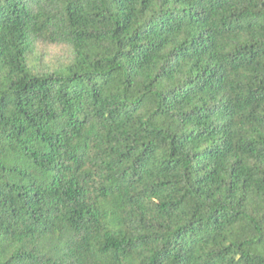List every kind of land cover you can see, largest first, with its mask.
I'll use <instances>...</instances> for the list:
<instances>
[{
    "label": "trees",
    "instance_id": "obj_1",
    "mask_svg": "<svg viewBox=\"0 0 264 264\" xmlns=\"http://www.w3.org/2000/svg\"><path fill=\"white\" fill-rule=\"evenodd\" d=\"M0 264H264V0H0Z\"/></svg>",
    "mask_w": 264,
    "mask_h": 264
},
{
    "label": "rangeland",
    "instance_id": "obj_2",
    "mask_svg": "<svg viewBox=\"0 0 264 264\" xmlns=\"http://www.w3.org/2000/svg\"><path fill=\"white\" fill-rule=\"evenodd\" d=\"M45 52L48 53L47 61L51 64H53L55 60H61L65 56V52L62 49H46Z\"/></svg>",
    "mask_w": 264,
    "mask_h": 264
}]
</instances>
